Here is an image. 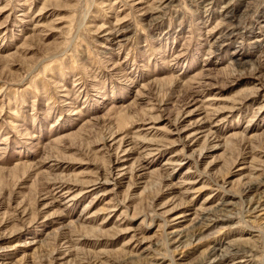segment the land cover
I'll use <instances>...</instances> for the list:
<instances>
[{
  "label": "rangeland",
  "instance_id": "rangeland-1",
  "mask_svg": "<svg viewBox=\"0 0 264 264\" xmlns=\"http://www.w3.org/2000/svg\"><path fill=\"white\" fill-rule=\"evenodd\" d=\"M0 264H264V0H0Z\"/></svg>",
  "mask_w": 264,
  "mask_h": 264
}]
</instances>
